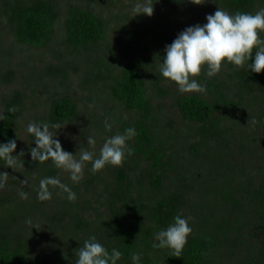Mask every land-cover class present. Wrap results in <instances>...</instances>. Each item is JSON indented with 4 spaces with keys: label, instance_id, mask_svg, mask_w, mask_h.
<instances>
[{
    "label": "trees",
    "instance_id": "trees-1",
    "mask_svg": "<svg viewBox=\"0 0 264 264\" xmlns=\"http://www.w3.org/2000/svg\"><path fill=\"white\" fill-rule=\"evenodd\" d=\"M114 2L117 0L109 4ZM159 2L169 6L174 16L167 15L159 34L152 38L146 15L129 12L105 17L102 11L75 2L62 6L58 0H0V22L7 25L16 45L45 48L55 40L58 26L61 28L63 43L80 55L89 68L88 75L96 78L112 103L113 110H106L111 119L104 116L112 128L103 127L104 133L112 136L130 126L137 132L127 141L132 151L122 165H106L93 172L91 162H86L78 183L69 175L62 176L51 160L31 159L27 172H33L31 186L24 190L28 198L6 201L0 195V264H75L79 247L91 235L109 251L115 247L122 252L118 264H133V252L143 253L142 264H218L217 254L229 247L232 239L238 242L253 219L264 222V134L256 135L252 124L262 117L257 109L261 99L253 93L264 88V72L224 63L216 75L208 77L207 68H202L197 78L206 85V92L174 98L180 117L196 126L185 135L181 149L175 145L170 148L171 136L163 135L161 128L169 130L171 123L153 103V97L166 94L163 87H157L164 79L159 65L165 45L179 32L206 23V16L218 7L233 14L255 13L264 8V0ZM125 19L129 22L123 23ZM113 21L118 31L127 27L128 35L145 34L151 54L117 61L115 47L104 46ZM63 56L57 53L58 64L31 67L30 77L34 81L48 77L68 80L77 64ZM148 67L156 74L155 96L147 87ZM15 77L12 67H0V85H10ZM28 97L19 89L4 96L0 143L17 140ZM127 112L136 113V119L129 120ZM80 117L81 109L71 96L57 95L47 102L38 123L70 125ZM248 123L253 132L242 137L241 146L246 150L247 140L251 147L235 161L236 142L231 136ZM100 148L90 150L99 156ZM4 164L0 160V165ZM46 176H56L68 184L77 199L69 200L67 193L49 186L52 198L40 201L39 182ZM177 214L189 218L193 229L179 258L168 249L153 247L154 233L166 228Z\"/></svg>",
    "mask_w": 264,
    "mask_h": 264
},
{
    "label": "rangeland",
    "instance_id": "rangeland-1",
    "mask_svg": "<svg viewBox=\"0 0 264 264\" xmlns=\"http://www.w3.org/2000/svg\"><path fill=\"white\" fill-rule=\"evenodd\" d=\"M62 6L69 2H75L80 5H88L87 7L103 12L104 16H109L111 13L125 14L132 13V8L136 0H125L124 2L117 0V2L110 5V0H58ZM154 5V13L149 17L148 26L151 27L148 35L156 38L161 30V24L166 23V17L174 16L169 6L161 5L159 0L152 1ZM133 14V13H132ZM134 15V14H133ZM129 22L127 19L123 23ZM155 23H158L154 25ZM4 22H0V67H12L15 70L16 77L10 85H0V117L3 112L2 101L4 96L10 94L12 91L19 89L26 91L29 97L26 99L25 110L21 116V130L16 140L17 149L15 154L23 151L18 158L17 166L10 167L7 164L0 165V171L8 172L7 177L0 178L3 187L0 189V195L4 200L13 199L19 201L22 199L19 195L21 190L29 191L30 182L33 172H28L29 163L32 159L30 148L35 147V141L32 134L27 132V124L29 122L40 121L45 113L47 102L57 95L71 96L79 105L81 109V117L70 125H62L58 128L50 127L53 134H57L56 138L65 145L66 151L79 155V149L87 148L91 150L102 147L105 139L109 137V133H104L105 117L111 119V114L107 116L108 111H112V103L105 96V90L101 84H96L95 77L88 75L89 68L83 64L80 55L77 54L72 47H68L63 43L61 38V28L58 26L55 40L47 47L42 49L28 48L21 45L14 44L13 37ZM110 29L107 37V45L105 47H115L117 54V61L130 60L134 56L142 57L151 54V50L147 49L148 39L145 34L131 36L128 35L127 27L121 30H116V22L110 24ZM136 30V29H134ZM132 38L139 39L138 42ZM141 40V41H140ZM57 53H62L68 61H76L77 69L70 71L68 80L64 81L57 77H48L42 81L33 80L30 77L31 67L40 69L45 64H58L56 59ZM9 57V59H8ZM79 57V58H78ZM147 87L150 90L151 96H155L153 91L154 79L156 74L151 67L146 70ZM197 77H195L196 79ZM198 80V78H197ZM157 87H163L166 91L163 97H153V103L158 107V111L162 112L164 117L171 123V128H161V133L166 137L171 136L170 144L172 148L175 145L176 149H181L186 139L185 135L195 131L196 126L185 122L179 115L175 105V96L180 93L177 85L174 82L167 81L165 78L159 81ZM260 97L259 106L257 109L262 114L261 121H253L256 135L262 136L264 134V88H258L254 93ZM126 117L129 120L136 119L137 114L134 112H127ZM105 116V117H104ZM111 123V122H110ZM252 124H244L241 132L231 136L232 140L236 142V150L233 156L235 161L242 159L251 146L248 141L245 144L247 149H242V137L246 133H252ZM112 125V124H111ZM102 129H101V128ZM171 129V130H170ZM89 131L87 134L83 133ZM170 133V134H169ZM241 133V134H239ZM93 136L96 139L95 146H90L87 143V138ZM173 137V138H172ZM247 138V137H246ZM84 145H87L86 147ZM22 162V163H21ZM31 174V176H30ZM62 176L69 175L67 171L61 169ZM26 181V183H24ZM10 203V201H9ZM242 236L238 242L231 240L229 247L225 248L217 254L216 260L218 264H238L239 261L246 259L241 264H264V222L253 219L248 227L242 231Z\"/></svg>",
    "mask_w": 264,
    "mask_h": 264
},
{
    "label": "clouds",
    "instance_id": "clouds-1",
    "mask_svg": "<svg viewBox=\"0 0 264 264\" xmlns=\"http://www.w3.org/2000/svg\"><path fill=\"white\" fill-rule=\"evenodd\" d=\"M132 13L134 16L151 17L154 13L152 0H136ZM206 21L204 24L187 26L170 44L165 45L159 72L167 81L174 82L180 93L206 92V85L195 79L204 67L207 68L208 77L216 75L224 63H231L235 67L247 65L254 73L264 72V37L261 36L264 33V8L255 13L237 11L233 14L218 7L214 13L206 16ZM51 127L58 128L59 125L53 124ZM105 128H112L107 120ZM27 132L33 135L35 141V147L30 148L32 159L51 160L56 168L67 171L74 183L83 179L86 162H91L93 172L106 165H122L132 151L127 141L137 135L136 129L130 126L122 133L117 132L107 137L100 148L99 156L87 148L79 149L77 156V153L73 154L62 147L60 140L56 138L57 134L50 131L49 123L29 122ZM87 143L94 147L95 137L89 136ZM16 149L15 139L0 143V160L10 167L17 166L18 158L24 152L14 155ZM7 175L8 172L0 171V178ZM49 186H56L67 193L69 200L77 199L76 192L68 184L56 176H46L39 182L37 198L40 201L52 198L53 190ZM0 187H3L2 182ZM19 195L27 199L29 194L21 190ZM192 231L189 218L177 214L166 228L154 233L153 247L168 249L179 258ZM142 255V252H133V264H142ZM121 256L122 252L118 248L113 247L109 251L95 235H91L79 247L75 264H118Z\"/></svg>",
    "mask_w": 264,
    "mask_h": 264
}]
</instances>
